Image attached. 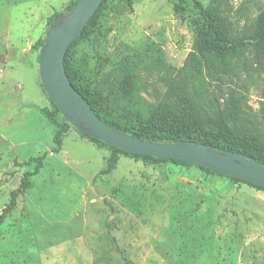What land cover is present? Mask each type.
Instances as JSON below:
<instances>
[{
    "label": "rangeland",
    "instance_id": "374dc122",
    "mask_svg": "<svg viewBox=\"0 0 264 264\" xmlns=\"http://www.w3.org/2000/svg\"><path fill=\"white\" fill-rule=\"evenodd\" d=\"M24 1L0 0V264H264V190L123 154L107 171L111 149L73 126L60 153L51 152L56 127L40 112L54 110L39 76L41 42L76 0ZM107 4L95 34L70 50L77 83L103 78L107 56L142 53L152 66L141 71V96L158 103L193 49L198 10L190 0L178 10L177 0ZM229 9L237 43L222 82H206L207 100L220 106L233 92L260 119L264 55L253 31L264 0H233ZM43 154L31 188L10 209L11 192L35 166L16 162Z\"/></svg>",
    "mask_w": 264,
    "mask_h": 264
},
{
    "label": "trees",
    "instance_id": "16d2710c",
    "mask_svg": "<svg viewBox=\"0 0 264 264\" xmlns=\"http://www.w3.org/2000/svg\"><path fill=\"white\" fill-rule=\"evenodd\" d=\"M177 1L176 10L187 0ZM190 1L193 2L199 15V22L194 25L193 49L183 67L168 80L166 95L158 103H149L141 96V71L143 68L152 66L148 62L149 57L142 53L126 57H121L120 53L107 56L104 58L106 64L103 78L93 82L92 86L84 87L77 83L76 74L68 59L70 50L77 41L83 42L95 34V30L102 24L104 16L111 9L107 4L108 0H103L82 36L72 44L66 54L64 62L70 81L102 121L135 138L145 141L167 143L191 141L212 145L246 154L264 166V116L259 119L247 112L242 97L233 92H229L220 106L215 103V100H207L206 82H222L223 74L229 67L228 60L232 57L231 44L237 43L232 38V23L229 17V7L233 0H212L208 5H203L200 0ZM77 2L78 0L72 2L66 12L56 14L52 25L62 15L70 12ZM94 39L100 42L99 34ZM253 40L255 50L264 55V11L257 19ZM52 104L54 110L41 109L40 112L56 127L53 138L54 147L51 152L58 154L62 150L65 136L73 125L63 118L53 102ZM81 133L91 141L111 149L112 154L108 159L107 171L116 168L118 156L123 154L149 159L155 163L169 161L197 166L237 183H247L253 188L264 190V187L256 186L247 180L231 178L182 160L129 154ZM45 157L46 154H43L30 158L24 163L16 162V166H30L33 163L35 166L33 171L23 174L20 185L11 192L10 209L15 206L18 196L25 194L31 188V178L39 174ZM3 218L4 214L0 216V222Z\"/></svg>",
    "mask_w": 264,
    "mask_h": 264
},
{
    "label": "water",
    "instance_id": "95a60500",
    "mask_svg": "<svg viewBox=\"0 0 264 264\" xmlns=\"http://www.w3.org/2000/svg\"><path fill=\"white\" fill-rule=\"evenodd\" d=\"M102 2L78 0L70 12L56 20L43 42L39 57L40 80L63 118L84 134L126 153L182 160L264 187V166L246 154L191 141H145L99 118L72 85L64 61L70 47L82 36Z\"/></svg>",
    "mask_w": 264,
    "mask_h": 264
},
{
    "label": "crops",
    "instance_id": "0c3cea01",
    "mask_svg": "<svg viewBox=\"0 0 264 264\" xmlns=\"http://www.w3.org/2000/svg\"><path fill=\"white\" fill-rule=\"evenodd\" d=\"M36 1H38V0H26L24 2H21L20 4L29 6L32 2H36ZM29 14H31V12H29Z\"/></svg>",
    "mask_w": 264,
    "mask_h": 264
}]
</instances>
